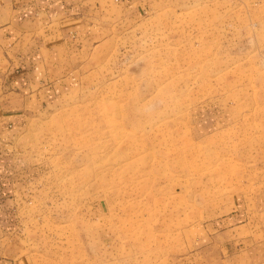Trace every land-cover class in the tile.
<instances>
[{
  "label": "rangeland",
  "instance_id": "1",
  "mask_svg": "<svg viewBox=\"0 0 264 264\" xmlns=\"http://www.w3.org/2000/svg\"><path fill=\"white\" fill-rule=\"evenodd\" d=\"M88 7L0 91L26 117L0 172L15 246L0 264H213L264 246V0Z\"/></svg>",
  "mask_w": 264,
  "mask_h": 264
},
{
  "label": "crops",
  "instance_id": "2",
  "mask_svg": "<svg viewBox=\"0 0 264 264\" xmlns=\"http://www.w3.org/2000/svg\"><path fill=\"white\" fill-rule=\"evenodd\" d=\"M89 1L91 0H0V76L5 77L4 80L0 79V91L2 89L12 92L13 78L19 77L24 83V78L29 77L30 71L39 68L37 64L43 59L42 54L48 42L47 33L49 32L51 37L53 35L50 42H59L56 38H61L63 31L65 34L67 29L78 26L76 23L83 17L77 16L76 13L87 10ZM92 1L94 3L96 0ZM15 61L21 68L14 67ZM15 69H18V75H15ZM28 85L30 83H26V86ZM8 104L3 99L0 101V110L7 112L5 116L0 115V172L5 168L9 170L10 167L17 166L13 149H23L20 145L15 147V144L25 136L21 126L26 119L25 115L11 114V107L15 104ZM12 124L13 128L19 129L17 132L9 129ZM6 146L10 148V154L3 152ZM8 159L11 164H8ZM234 233H237V230L231 227L223 234L230 239ZM235 244L230 246V249L224 247L225 250H219V257L215 258L213 264H264V246L253 245L242 249L234 247ZM14 247H4L0 244V254ZM4 263L13 264L11 260H5Z\"/></svg>",
  "mask_w": 264,
  "mask_h": 264
},
{
  "label": "bare ground",
  "instance_id": "3",
  "mask_svg": "<svg viewBox=\"0 0 264 264\" xmlns=\"http://www.w3.org/2000/svg\"><path fill=\"white\" fill-rule=\"evenodd\" d=\"M146 148H147V147H146ZM166 168H167V167H166ZM142 182H143V181H142ZM144 182H145V181H144ZM148 182H149V180H148ZM150 182H151V181H150ZM150 182H149V183H150ZM152 182H153V180H152ZM164 182H165V181H164ZM168 182H171V177H170V179H168ZM168 182H167V183H168ZM181 183H182V182H181ZM146 186H147V185H146ZM153 187H155V186H153ZM150 191H151V190H150ZM161 191H162V190H161ZM161 191H159V192H161ZM159 192H158V193H159Z\"/></svg>",
  "mask_w": 264,
  "mask_h": 264
}]
</instances>
